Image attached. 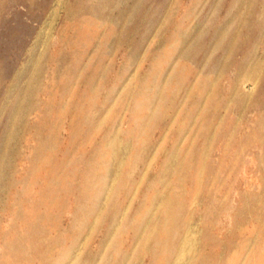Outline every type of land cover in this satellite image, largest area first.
<instances>
[{
  "label": "rangeland",
  "instance_id": "rangeland-1",
  "mask_svg": "<svg viewBox=\"0 0 264 264\" xmlns=\"http://www.w3.org/2000/svg\"><path fill=\"white\" fill-rule=\"evenodd\" d=\"M0 264H264V0H0Z\"/></svg>",
  "mask_w": 264,
  "mask_h": 264
}]
</instances>
